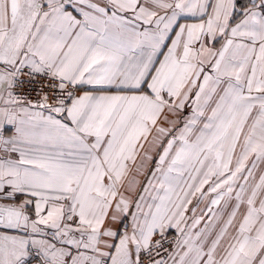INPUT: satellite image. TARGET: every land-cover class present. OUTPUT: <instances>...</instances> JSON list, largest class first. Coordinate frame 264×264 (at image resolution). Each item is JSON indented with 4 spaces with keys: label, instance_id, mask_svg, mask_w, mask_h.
<instances>
[{
    "label": "snow or ice",
    "instance_id": "6c2138e0",
    "mask_svg": "<svg viewBox=\"0 0 264 264\" xmlns=\"http://www.w3.org/2000/svg\"><path fill=\"white\" fill-rule=\"evenodd\" d=\"M0 264H264V0H0Z\"/></svg>",
    "mask_w": 264,
    "mask_h": 264
},
{
    "label": "crops",
    "instance_id": "0c3cea01",
    "mask_svg": "<svg viewBox=\"0 0 264 264\" xmlns=\"http://www.w3.org/2000/svg\"><path fill=\"white\" fill-rule=\"evenodd\" d=\"M191 22V21H190Z\"/></svg>",
    "mask_w": 264,
    "mask_h": 264
}]
</instances>
